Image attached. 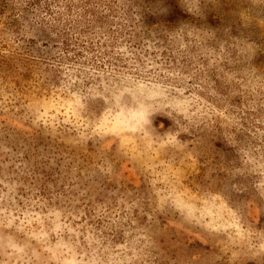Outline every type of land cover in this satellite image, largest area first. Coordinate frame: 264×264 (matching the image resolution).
Returning a JSON list of instances; mask_svg holds the SVG:
<instances>
[{
	"label": "rangeland",
	"instance_id": "obj_1",
	"mask_svg": "<svg viewBox=\"0 0 264 264\" xmlns=\"http://www.w3.org/2000/svg\"><path fill=\"white\" fill-rule=\"evenodd\" d=\"M0 264H264V0H0Z\"/></svg>",
	"mask_w": 264,
	"mask_h": 264
}]
</instances>
